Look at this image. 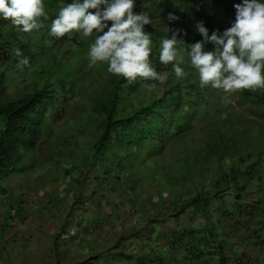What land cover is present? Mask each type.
I'll list each match as a JSON object with an SVG mask.
<instances>
[{
  "label": "clouds",
  "instance_id": "9594fccd",
  "mask_svg": "<svg viewBox=\"0 0 264 264\" xmlns=\"http://www.w3.org/2000/svg\"><path fill=\"white\" fill-rule=\"evenodd\" d=\"M206 1L195 0L193 8ZM226 2L235 8V19L222 30L200 21L188 37L183 30L164 37L160 34L172 29L168 22L137 0H0V102L46 95L31 114L26 142L0 170L5 207L0 234L19 229L18 220H44L46 211L47 218L56 219L63 212L55 210L52 197L62 195L61 203L69 204L56 228L55 253L74 246L81 231L88 237L90 226H103L95 241L103 253L112 256L122 238L125 255L137 263L148 242L158 239L155 234L173 231L166 216L176 223L188 209L203 216L223 197L219 184L236 182L247 158L264 151V0ZM166 18L178 19L172 13ZM14 84L26 87L10 94ZM231 95L240 110L228 100ZM199 114L203 120L210 117L208 136L193 135L191 124ZM41 117V138L30 149ZM4 127L0 119V130ZM201 140L213 142L212 147L203 148ZM159 146L164 147L160 153ZM206 166L217 174L202 179L200 189L183 174ZM34 168L41 174H31ZM169 175L171 187L160 201L148 199L149 183ZM188 187H194L191 194ZM171 192H180L183 200L167 199ZM194 199L202 200L198 210L182 207ZM126 215L135 223L122 233L104 222ZM109 232L112 237L106 239ZM184 246L180 242L174 250Z\"/></svg>",
  "mask_w": 264,
  "mask_h": 264
},
{
  "label": "crops",
  "instance_id": "0c3cea01",
  "mask_svg": "<svg viewBox=\"0 0 264 264\" xmlns=\"http://www.w3.org/2000/svg\"><path fill=\"white\" fill-rule=\"evenodd\" d=\"M252 170L259 171L260 174L254 176ZM240 172L243 174L236 182L229 183V185L219 184L217 189L224 191L223 197L218 198V202L216 200L211 202L210 209H207L203 216H199L193 209H188L181 216V223H176L169 216H166V224L172 226L173 231L167 234H155L158 239L149 241L147 250L142 251L141 254L135 251V255H140L141 263L145 259L144 263L146 264H188L185 259L191 257L192 254L189 251L184 248L175 251L174 246L170 251L165 250L164 247H171L174 240L183 242L184 245H193L195 240H200L203 244L208 243L210 245L202 250L206 251V255L199 256L193 264H264V151L259 150L256 155L247 158ZM179 194L180 192H171L167 199L183 200ZM61 201L62 195L55 199L53 202L56 206L55 210L65 212L61 206L65 202L61 203ZM249 204L253 212L247 217L243 215L242 208ZM4 209V204H0V211ZM127 217V215L122 216L123 219H121L116 216H109L104 222L110 223L114 226L113 228L122 233L124 226L128 227L135 223V220L124 219ZM33 219L34 217L31 218V221L26 219L23 222L18 220L19 229L6 230L0 234V244L6 245L10 251V253L5 254L0 247V259L8 258L14 261V264H47L59 260L57 256L60 253L54 252L52 243L58 231L56 228L61 224V217L57 224L52 220L51 227L45 224L44 220L34 222ZM121 223L128 224L119 225ZM103 229V226L102 229L94 227V225L90 226L88 237H86L85 231H81V239L78 238L73 242L75 243L74 246L69 247V255L72 256L70 258L71 264L82 263L91 259L89 256L95 253L100 256L90 260L88 264H125L121 260L118 263V260H114L112 256L103 253L104 250L99 244H95L96 238H98L99 243L100 235L97 234ZM25 238H27L28 243L23 244ZM157 241L162 247H156ZM13 243L18 248H15ZM31 244L33 246L32 251L29 249ZM40 244L47 245L48 248L43 249ZM133 259L135 258L133 257ZM133 259L131 262L127 261L126 264H138L140 262L136 263Z\"/></svg>",
  "mask_w": 264,
  "mask_h": 264
},
{
  "label": "trees",
  "instance_id": "16d2710c",
  "mask_svg": "<svg viewBox=\"0 0 264 264\" xmlns=\"http://www.w3.org/2000/svg\"><path fill=\"white\" fill-rule=\"evenodd\" d=\"M232 3L240 4L242 0H230ZM263 1V0H261ZM138 4H143L146 6V9L149 14L153 16H160V18L168 22V26L172 28L170 31L160 34L164 37L172 35L175 30H181L180 32L186 31V36L188 37L191 33H194L196 30V24L200 21H203V24L209 28H216V31L222 30L225 26L232 24L235 19V8L231 9V4H227L226 0H207L202 2L196 9L193 6L196 5L195 0H137ZM169 13L174 14L178 17L177 20L169 21L167 16ZM198 34V33H195ZM160 39V38H158ZM72 87L70 88V91ZM46 95L43 92L36 93L32 97L26 99H19L13 103H2L0 102V119L4 121L5 127L0 130V170L5 171V166L11 162L12 151H15L16 148L24 144L29 135L28 129L31 126V114L34 111L36 105H38V99H43ZM102 106V105H101ZM152 106L148 107L150 111ZM145 110H142L144 112ZM41 120L35 123L36 126V138L35 142L30 146V149L36 148L40 138H41ZM108 123V121H107ZM110 125H106L105 135L110 132ZM38 130V131H37ZM107 137H104L100 141V146L105 144ZM98 146L96 150L101 149ZM164 147H158L159 153L162 152ZM49 153V152H48ZM52 157V154L49 153ZM226 177L224 174L221 175L220 181L225 182ZM54 200L57 197H52ZM78 198L81 199L82 196L78 195ZM202 203L201 199H194L190 202L184 203L182 207H193L197 208ZM233 207V206H232ZM243 215L249 216L253 211L249 205H244ZM230 214V213H228ZM227 214V215H228ZM196 244L194 245H185L184 249L189 251L192 255L187 259L188 264H193V262L198 259L199 256H205L206 251H202L205 248H208L210 244H203L200 240H195ZM122 238H120L117 248L114 251L112 258L114 260H119L128 263L127 261H132L133 256L125 255V245L126 243H121ZM180 243L178 240L172 241L171 247H165V250H172L173 246H176ZM156 247H162L160 242H156ZM212 245V242H211ZM122 247V248H121ZM164 247V245H163ZM218 248V247H217ZM134 260V259H133ZM135 264V263H133Z\"/></svg>",
  "mask_w": 264,
  "mask_h": 264
},
{
  "label": "rangeland",
  "instance_id": "374dc122",
  "mask_svg": "<svg viewBox=\"0 0 264 264\" xmlns=\"http://www.w3.org/2000/svg\"><path fill=\"white\" fill-rule=\"evenodd\" d=\"M24 87H26V84H14V85H12L10 87L9 93L10 94H14L15 92L21 93V92L24 91ZM210 97L212 98L211 103H213L214 102L213 95H211ZM221 97H225V95H223ZM235 97L237 98V96H235ZM235 97L233 95H231V96H229L228 100L229 101H234V105L236 106L237 110H240L241 106L237 103L238 99H236ZM215 100H217V99H215ZM197 113H198V109H197ZM202 113H205V112L202 111ZM207 113H209V115H210V113H211L210 110H208ZM209 121H210V117L209 116H207L206 120H203V118L201 117V114H199L197 119L193 122V124H191V129H192V131L194 133L193 135H195L196 137H200V135H205V136L210 135L212 132L209 130V125H206V123H208ZM238 128L240 129V123L238 124ZM200 129L201 130L206 129V132L202 133L201 131H199ZM212 145H213V142H209L208 140H201V146L203 148L212 147ZM157 159L160 160V158H157ZM37 161H42V159L37 158ZM178 163L183 168H185V162L181 158L178 159ZM219 166L220 167H224L225 166V157L222 158ZM166 169H167V167L163 166V171L166 170ZM203 170L206 171V172H203ZM52 171L53 170L50 169V173L51 174H55V172L52 173ZM36 172H37L36 168L31 170V174H35ZM39 174H41V173L37 172V175H39ZM183 174L187 175V176H192L190 178V180H189L190 183L194 184V187H199V189H200V187L202 186L201 185L202 179L204 181H206L207 179L214 178L216 176V174H217V170L214 167H212V166H206V167L200 168L198 170L190 171V172L185 171V172H183ZM105 177H108V175H106ZM169 178H171V175H169L168 177L164 176L163 179H161V181H159L158 183H149V186H148V199H150L151 201H156V203L158 201H160V199H158V198H160L162 195L163 196L165 195L163 193L168 190V186L171 187V183L169 181L170 180ZM187 185L191 186V184H189V182H187ZM87 186H88V183H86V187ZM193 188L188 187L185 190L186 193L187 194H191L192 191H193ZM79 190H80V188H74V191H76V192H78ZM33 193H34V191H33ZM68 204H69V200L62 206L65 209V211L67 210ZM147 207H148V202H147ZM63 213L59 214L58 217L53 220V218H47L48 211H46L44 213V215H43V219H44L45 223H47L49 225V227H51L52 220L54 221L55 224H57L58 219H60V217L63 216ZM111 237H112V234H111V232H109V235L106 236L105 238L106 239L107 238L110 239ZM1 246L2 245L0 244V247ZM32 247L33 246L30 245L29 249L32 248ZM1 249H2V251L5 254L8 253V252L10 253L9 248L7 246H5V247H3ZM58 252L60 253V255H59V263H57L54 260V263H49L48 262L47 264H71L70 258L72 256L69 255V246L66 247V248H59ZM24 258H25V256H24ZM21 262H23V261H21ZM41 262L43 263L44 261L42 260ZM0 264H14V261H12V260H10L8 258H5L4 260H2V262H0ZM36 264H40V263H36Z\"/></svg>",
  "mask_w": 264,
  "mask_h": 264
}]
</instances>
